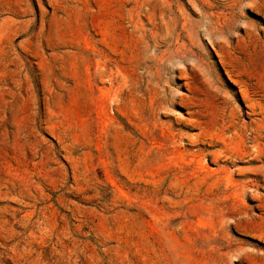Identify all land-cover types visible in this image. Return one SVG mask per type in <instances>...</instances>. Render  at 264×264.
<instances>
[{
    "label": "rangeland",
    "instance_id": "1",
    "mask_svg": "<svg viewBox=\"0 0 264 264\" xmlns=\"http://www.w3.org/2000/svg\"><path fill=\"white\" fill-rule=\"evenodd\" d=\"M0 264H264V0H0Z\"/></svg>",
    "mask_w": 264,
    "mask_h": 264
}]
</instances>
